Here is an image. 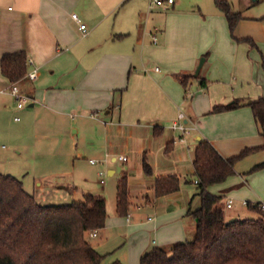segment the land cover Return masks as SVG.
<instances>
[{"label":"crops","instance_id":"obj_1","mask_svg":"<svg viewBox=\"0 0 264 264\" xmlns=\"http://www.w3.org/2000/svg\"><path fill=\"white\" fill-rule=\"evenodd\" d=\"M228 1L233 10L243 16L236 26L235 36L251 38L263 47L264 19L260 22V18L264 16L246 17L244 8L250 5L245 3L242 7L237 5L236 0ZM149 2L0 0V90H4L0 92V123H4L6 112L10 109L14 114L20 110V119H15L16 114L14 120L20 121L17 130H20V142L23 143L24 137L34 139L46 136L50 130L61 127L67 121L75 127L76 134L81 131L89 133L99 141L97 147L104 160L111 165L108 169L110 175L117 173L115 165L127 163L124 171L128 174L131 208L129 216L123 217L121 222L127 226L124 233L135 249L132 253L136 254L134 261L140 260L155 246L171 248L186 241L184 226L187 216L195 219L196 231L197 220L189 211L200 207L198 188L191 197L187 192L183 194L181 188L156 197V177L175 174L182 182L181 162L187 163L188 172L195 176V149L202 139L208 140L225 158L239 154L246 147L264 144V136L259 133L249 106L210 113L215 105L230 103L237 95L225 94L218 97L219 102L224 103L215 104L218 101L211 98L215 96L211 89L213 86L208 83L202 86L200 78H216L209 68L203 72L211 59L209 54L214 57L224 55L232 70L236 75L240 73L244 81L247 74L244 67L250 64L249 55L254 50L249 44L240 43L232 37L228 21L215 0L166 1L164 6L156 7L155 13L152 12L154 9L148 10ZM74 13L87 25V35L79 30V24L72 18ZM16 51H25L29 73L36 71L34 79L27 75L16 82L20 92L28 97V108H25L26 104L23 108L14 106L15 99L10 94L12 82L1 71L2 56ZM202 57H205V62L200 78L192 79L185 89L175 74H194ZM194 85L196 90L192 93ZM253 87L252 93L242 91L249 95L242 99L253 100L264 96L263 76L255 79ZM205 90L211 91V95ZM201 92L206 100L203 106L195 104L196 94ZM190 95V108L183 110ZM179 110L185 112L188 123L194 126L184 141L178 139L182 136L181 132L171 128ZM156 126L163 128L158 135L155 133ZM76 153L75 146L71 144L59 155L67 162H76ZM144 156L151 162L153 175L144 172ZM260 171L261 174H256ZM258 172L244 173L245 177L237 183L233 178L235 170V174L224 183L209 187L211 193L223 197L219 207L229 221L241 219L240 211L225 212V209L234 207L233 200L226 195L237 187H245L248 193L246 201L251 204L261 201L254 199L260 198L254 194L264 198V168ZM255 182L263 184H258L256 188ZM195 185L197 187L196 176ZM56 186L60 188L64 185ZM66 187L72 190V185ZM94 196L104 197L101 194ZM172 197L175 200H171ZM229 200H232L231 208H227ZM246 207L257 212L250 206ZM145 209H152L155 216L149 215L142 222L140 211ZM107 226L122 232L118 231L122 229L118 224H106L91 239L104 234V231L107 234ZM153 233L156 239L150 238ZM110 254H104L105 259ZM126 258L120 256L111 263L120 260L126 264V260L131 259Z\"/></svg>","mask_w":264,"mask_h":264},{"label":"trees","instance_id":"obj_2","mask_svg":"<svg viewBox=\"0 0 264 264\" xmlns=\"http://www.w3.org/2000/svg\"><path fill=\"white\" fill-rule=\"evenodd\" d=\"M215 3L225 15L232 37L256 46L253 39H240L234 34L242 14L234 11L228 0H215ZM1 71L12 83L23 79L29 73L27 53L4 54ZM175 77L187 89L190 81L200 78V74L176 73ZM200 79L202 86H207V80ZM242 106L251 108L259 133L264 136V96L254 100L237 98L228 104L215 105L210 113ZM159 130L163 128L156 126V135ZM261 150L264 144L246 147L239 154L225 158L208 140H200L193 161L200 207L189 211L197 220L195 237L169 249L155 246L141 257L140 264H264V211L250 203V208L260 212L257 218L227 221L219 207L223 197L209 191V187L222 184L235 174L239 160ZM143 168L145 174L153 175L146 156ZM262 168L264 162L249 172ZM180 184L175 174L156 177L154 194L162 197L177 192ZM116 206L119 216H128L131 203L126 171L117 182ZM107 216L104 197L85 194L79 202L43 204L25 190L21 179L0 172V264H103L105 255L95 248L88 233L104 228ZM111 264L123 263L116 260Z\"/></svg>","mask_w":264,"mask_h":264},{"label":"rangeland","instance_id":"obj_3","mask_svg":"<svg viewBox=\"0 0 264 264\" xmlns=\"http://www.w3.org/2000/svg\"><path fill=\"white\" fill-rule=\"evenodd\" d=\"M236 3L237 5H242V7H244L245 3L250 5L248 8H244L243 14L246 17L264 16V0H236ZM153 9V13L157 12L156 7ZM263 19L264 18H260V22H262L261 20ZM251 47L254 50L252 54L249 52L250 64L248 67H244L247 71V74L244 76V81L240 73L236 75V72L232 70L231 65L227 63V58L224 55L218 54L217 57H214L212 53L209 54V56L211 55V59L206 63L203 72L209 68L213 76L216 77L215 80L207 79L208 85L213 86L211 89L213 90V94H215V96H211V98L217 99L216 101H218L215 104L224 103L219 102L218 99L220 98L218 97H223L225 94L231 93L237 95L234 96L230 102L237 98L242 99L244 96H249L242 91H245V93H249L251 90L253 91L255 79H258V77L261 78L262 76L264 78V46H258L256 43V46ZM159 67L163 69L162 65H159ZM195 90L196 86L194 85V88L191 89L192 93ZM203 92L199 95L196 94V105L199 104L203 106L206 102L205 97H202L205 96ZM205 93H208L209 96L211 95V91L209 90H205ZM191 101L192 98L190 95L187 104L183 106V110L190 108ZM227 103H229V101L224 104ZM13 104L14 106L17 105L16 100H14ZM29 104L30 102L26 103L25 108H28ZM16 114L12 113L10 109V112H6L4 123H0V172L3 174H11L23 180L25 190L31 194H36L38 201L43 204L79 202L83 201L85 194L89 193L92 195H103L107 203L108 216L106 224L114 226L118 224V226L122 228L118 231L122 232H117L113 226H107L109 229L106 231L107 234L104 231V234H98L97 237L91 239V234L88 233V238L91 239L90 241L101 253H111L103 264H110L113 259H119L120 256L131 258L130 260L126 258V264H140V260L134 261V256L136 254L133 255L132 253H135V249L131 241L128 240V236L124 233V231L127 230V226L122 225L121 222V220L127 216L124 218L119 216L116 206L117 182L122 171L126 170L127 163L121 162L115 165L117 173L115 175H110L108 169L111 165L104 160L103 155L97 147L99 141L93 138L89 133H83L81 131L79 135L76 134L74 132L75 127L67 121H64L61 127L50 130L46 136L34 139L32 137H24L22 139L23 143H21L20 130H17V126H20V121L14 120L15 115L20 118V110ZM73 136L74 139L72 141ZM20 144L22 145L20 146ZM71 144L76 148V162L71 160L67 162L64 157L59 155L61 151L68 149ZM91 159L96 160V164L90 163ZM263 160L264 150L257 151L239 160L235 165L236 175L233 177L234 182L240 183L242 177H245L244 173L249 172L255 164ZM148 161L150 162V160ZM180 164L179 169L182 170L183 180L180 184L181 190H179L183 192V194L187 192L189 197H191L197 189L195 185V176L188 172L189 166L186 165L187 163L181 162ZM101 171L104 173L102 176L100 175ZM261 172L262 171L256 174H261ZM253 173L254 172H252V174ZM55 184H62L64 186L59 188ZM68 184L72 185V190L75 189L74 192L70 190L69 187H66ZM258 184L261 185L263 183L255 182L256 188ZM244 188L245 187L242 186L237 187L226 195L228 199L233 200L234 207L233 209H225V212L229 214L240 211L242 212L240 214L241 219L247 217L257 218L260 212H252L251 209L241 204L242 201L248 200V193H246L247 190ZM251 189L254 191L252 186ZM254 196L260 197L254 199L264 201V198L260 195L254 194ZM171 200H175V197H172ZM140 213L143 219L142 222L149 215L155 216L152 209H145L140 211ZM226 220L229 221V218H226ZM184 227L186 233L185 239H194L195 219L191 216H187L185 218ZM150 238L156 239L154 233ZM165 248L169 249L170 246H166Z\"/></svg>","mask_w":264,"mask_h":264},{"label":"built area","instance_id":"obj_4","mask_svg":"<svg viewBox=\"0 0 264 264\" xmlns=\"http://www.w3.org/2000/svg\"><path fill=\"white\" fill-rule=\"evenodd\" d=\"M166 1L168 3H173L174 0H150L149 2V6H148V10L153 9L154 7H162L165 5ZM72 18L79 24V30L83 33V35H87L88 34V28L87 25L85 23L82 22V20L80 19V17L78 16L77 13H74L72 15ZM155 39V37H154ZM155 70H159L158 67L155 68ZM28 76L32 79H34L36 77V71L30 72L28 74ZM0 92H4V90H0ZM10 94L13 96V98L16 100L17 103V107L18 108H23L24 105L27 103L28 101V97L24 94H22L20 92V88L18 87L17 83L14 82L12 83L11 87H10ZM16 120H19V117L15 118ZM193 125H190L188 123V117L185 114L184 111L179 110L178 112V116L177 118L174 120V122L172 123L171 128L173 130H177L180 131L182 136L180 138H178L180 141H184L185 137L190 134L191 130L193 129ZM122 160H127L126 157H121ZM92 163H96V160H91ZM104 173L101 171L100 175L102 176ZM249 202L244 200L243 201V205L245 206H249ZM257 205L258 208H260L261 210L264 211V201H260V202H256L254 203V205ZM232 207V200H229V202L227 203V208H231ZM129 216V215H128ZM97 235V231H94L91 233V236H96Z\"/></svg>","mask_w":264,"mask_h":264},{"label":"water","instance_id":"obj_5","mask_svg":"<svg viewBox=\"0 0 264 264\" xmlns=\"http://www.w3.org/2000/svg\"><path fill=\"white\" fill-rule=\"evenodd\" d=\"M204 62H205V57H202L200 59L199 65H198V67H197V69H196V71L194 73V76H198L200 74V71H201V69H202V67L204 65Z\"/></svg>","mask_w":264,"mask_h":264}]
</instances>
